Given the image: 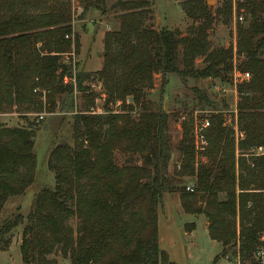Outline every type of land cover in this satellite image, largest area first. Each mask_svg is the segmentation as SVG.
I'll use <instances>...</instances> for the list:
<instances>
[{"label": "trees", "instance_id": "trees-1", "mask_svg": "<svg viewBox=\"0 0 264 264\" xmlns=\"http://www.w3.org/2000/svg\"><path fill=\"white\" fill-rule=\"evenodd\" d=\"M81 2L82 14L103 10L104 0ZM152 6L153 0L111 6L120 11L118 28L104 34L102 66L91 74L73 71L79 42L71 0H0V114L52 112L65 98L72 106L74 93L83 108L72 116V144L59 143L48 154L54 189L38 191L25 217L0 221V251L22 225V264H54V253L70 264H176L159 248L157 225L158 206L177 183L169 173L168 114L151 107L145 90L157 74L163 87L168 74L226 81L234 67L250 75L235 84L234 124L242 136L222 112L212 113L203 132L206 145L198 151L191 119L181 123L176 174L189 179L191 190L179 188V203L185 214L203 215L209 239L221 245L212 264L237 254L241 264H256L252 254L264 235V152H255L264 148V0L236 2V14L248 21L236 23L235 48H211L208 40L215 18L230 21L231 0L215 13L205 0H183L182 10L194 22L185 35L148 24ZM234 55L242 57L237 65ZM199 58L202 68L195 66ZM96 96L101 113L90 111ZM32 127L0 125V213L34 182ZM188 226L194 229V223Z\"/></svg>", "mask_w": 264, "mask_h": 264}, {"label": "rangeland", "instance_id": "rangeland-1", "mask_svg": "<svg viewBox=\"0 0 264 264\" xmlns=\"http://www.w3.org/2000/svg\"><path fill=\"white\" fill-rule=\"evenodd\" d=\"M117 1L104 0V11L89 9L82 14L81 0H71L73 31L79 42L78 53L71 57L75 71L83 70L92 74L101 68L104 34L118 28L117 15L120 11L111 8ZM223 1L205 0L207 7L211 8L213 13L221 7ZM231 1L232 4L235 1L236 6V2L240 0ZM182 2L183 0H153L148 24L157 29L178 30L185 35L188 27L194 22L186 18L182 10ZM236 12L232 10V17L227 23H223L221 18H215L208 32L211 48L228 46L235 48L236 23L247 25L248 21L244 14H236ZM239 16L242 17V22H235ZM180 57L181 49L178 50L179 69L182 68ZM63 59L68 61L65 56ZM241 59L242 57L234 55L233 64L237 65ZM195 66L197 68L204 66L200 58L196 59ZM236 83H240V80ZM236 83L233 70L228 73L226 81L216 78L181 80L176 74H168L163 87H161V77L157 74L154 75L152 88L145 90V100L151 104V107L160 108L168 114L169 138L172 148L169 173L177 183L174 185L175 190L165 194L162 203L158 206L157 225L159 248L176 264H212L214 257L220 253L222 248L220 244L209 239L206 219L203 215L194 216L181 211L178 190L183 185H191L188 178H180L176 174L180 160L178 146L182 134L181 123L191 119L193 128L196 124H200L204 117L208 118L212 113L222 112L226 124L234 126L235 107L238 100ZM90 89L99 96L101 92L99 86L92 84ZM99 97L96 96L92 108L103 110V102ZM199 97H205L210 104L207 105L204 101H200ZM41 100L44 102V97H41ZM63 102V105L56 102L55 110L52 112L43 109L40 113H29L25 117L15 111L0 114V125L27 127L33 124L32 128L36 129L33 147V153L36 156L34 182L23 195L9 199L0 213V221L13 218L17 214L25 217L38 191L43 188L54 189V174L48 170L46 164L48 154L59 143L72 144V116L75 111L83 110L79 93H74L72 106L69 105L68 98H65ZM62 106L63 109H61ZM115 108L118 107L109 106V109ZM40 115L42 119H38ZM116 155L120 164L126 162V156L120 153ZM189 223H194L192 231H187ZM71 225L75 228L76 222L71 221ZM21 229L22 225H18L11 232L8 237L10 240L8 247L0 251V264H22L19 252ZM50 258L54 260V264H70L69 260L59 253H54ZM215 264H226V261L224 258H219Z\"/></svg>", "mask_w": 264, "mask_h": 264}, {"label": "built area", "instance_id": "built-area-1", "mask_svg": "<svg viewBox=\"0 0 264 264\" xmlns=\"http://www.w3.org/2000/svg\"><path fill=\"white\" fill-rule=\"evenodd\" d=\"M234 2L232 4V10L235 12L236 6H235ZM239 21L242 22V17L241 16H239L238 19H235V22H239ZM73 68H74V65H73ZM73 71H74V69H73ZM233 76H234L235 83H236L237 80H240V82L241 81H246L250 77L248 72H240L235 67L233 68ZM64 82H68V80L65 78ZM90 111L97 112V113L103 112L102 109H98V108L97 109L90 108ZM74 113H76V111ZM38 119H42V115H40L38 117ZM209 125L210 124H209L208 118L204 117L203 121L200 124H198V125L196 124L193 127L194 128L193 129V143H194L195 149L198 150V151L203 150L205 145H206V141H205L203 132H204L205 129H207L209 127ZM234 129H235L236 137L242 136L241 134L237 133L236 125H234ZM255 152H256V154H261V153L264 152V148L258 147L255 150ZM190 188H191V185L190 186L188 185L186 187L187 190H191ZM252 258L256 262V264H264V235L260 236L259 244L255 248V250H254V252L252 254ZM224 260L226 261V264H241V259H240V256L238 254L232 260L228 259V257H224Z\"/></svg>", "mask_w": 264, "mask_h": 264}, {"label": "crops", "instance_id": "crops-1", "mask_svg": "<svg viewBox=\"0 0 264 264\" xmlns=\"http://www.w3.org/2000/svg\"><path fill=\"white\" fill-rule=\"evenodd\" d=\"M9 199H10V198H9ZM9 199L7 200V202L9 201ZM7 202H6V203H7ZM6 203H5V204H6ZM4 206H5V205H4ZM181 211H182V210H181ZM182 212H183V211H182ZM184 214H185V213H184ZM206 225H207V224H206ZM222 259H223V258H222Z\"/></svg>", "mask_w": 264, "mask_h": 264}]
</instances>
